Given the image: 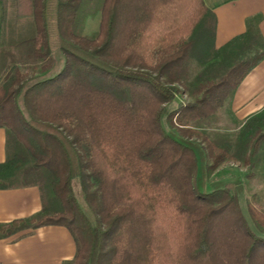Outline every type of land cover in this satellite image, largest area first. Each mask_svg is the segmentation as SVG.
<instances>
[{
	"label": "trees",
	"instance_id": "16d2710c",
	"mask_svg": "<svg viewBox=\"0 0 264 264\" xmlns=\"http://www.w3.org/2000/svg\"><path fill=\"white\" fill-rule=\"evenodd\" d=\"M52 3L0 0V189L35 186L42 204L0 223V239L54 225L75 242L68 264H264V211H245L229 188L199 193L189 143L204 140L208 169L250 161L264 143V116L231 144L201 131L264 59L257 19L216 47L203 0ZM96 14L98 30L84 34ZM56 48L63 68L27 86L23 69L49 71ZM192 62L202 67L194 78ZM184 92L191 101L166 116L174 136L162 115Z\"/></svg>",
	"mask_w": 264,
	"mask_h": 264
},
{
	"label": "crops",
	"instance_id": "0c3cea01",
	"mask_svg": "<svg viewBox=\"0 0 264 264\" xmlns=\"http://www.w3.org/2000/svg\"><path fill=\"white\" fill-rule=\"evenodd\" d=\"M215 14L216 47H222L246 31L248 19L264 40V0H203ZM2 8L0 4V23ZM256 21V20H255ZM228 114L242 123L252 116H264V59L242 80L226 105ZM6 133L0 128V162L6 157ZM37 187L0 189V223L29 217L41 210ZM0 239V264H64L72 261L76 246L63 226H43ZM22 235V236H21Z\"/></svg>",
	"mask_w": 264,
	"mask_h": 264
},
{
	"label": "rangeland",
	"instance_id": "374dc122",
	"mask_svg": "<svg viewBox=\"0 0 264 264\" xmlns=\"http://www.w3.org/2000/svg\"><path fill=\"white\" fill-rule=\"evenodd\" d=\"M51 5L53 6L52 0ZM99 14L93 18H89L83 29L84 34H91L98 30ZM54 66L49 71L42 73L39 67L35 68L32 65L26 66L23 69L27 73L30 80L27 86L35 81L44 80L57 74L64 66L63 52L56 48L53 50ZM190 70V77L194 78L202 69L195 62H192ZM191 101V97L187 92L176 96L175 100L167 105L163 111L162 124L167 132L178 136L177 130L167 121V114L171 113L181 102ZM18 105L22 109L24 115L23 95L20 94L18 98ZM224 106L214 118L210 126L201 128V131L211 140L217 141L224 145L234 143L239 132L242 129L243 121L236 120L235 117L228 114V110ZM264 129V126L262 127ZM196 153V171L194 174V183L196 184L199 193H208L214 189L229 188L236 194L242 208L246 211L248 206H253L260 211H264V143H262L255 152L250 161H247L243 156H237L239 159L224 160L217 168L208 169L206 154L203 149L206 143L201 137L192 136L189 142ZM230 153H235L234 149H230ZM248 155V154H247ZM208 164L211 160L208 159ZM105 258V257H104ZM102 259L101 263L108 264L107 257ZM66 264V263H65ZM68 264V263H67Z\"/></svg>",
	"mask_w": 264,
	"mask_h": 264
}]
</instances>
